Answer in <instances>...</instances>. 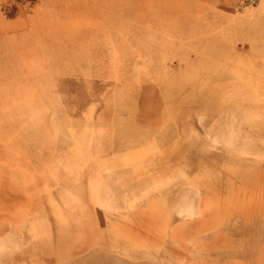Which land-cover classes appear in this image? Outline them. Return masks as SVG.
Segmentation results:
<instances>
[{
  "label": "rangeland",
  "instance_id": "obj_1",
  "mask_svg": "<svg viewBox=\"0 0 264 264\" xmlns=\"http://www.w3.org/2000/svg\"><path fill=\"white\" fill-rule=\"evenodd\" d=\"M258 223L264 0H0V264H257Z\"/></svg>",
  "mask_w": 264,
  "mask_h": 264
},
{
  "label": "bare ground",
  "instance_id": "obj_2",
  "mask_svg": "<svg viewBox=\"0 0 264 264\" xmlns=\"http://www.w3.org/2000/svg\"><path fill=\"white\" fill-rule=\"evenodd\" d=\"M247 120H248V119H247ZM250 122H251V121H250ZM141 166H142V165H141ZM140 169L142 170V168H140ZM160 170H162V169H160ZM158 174H159V173H158ZM151 181H152V180H151ZM195 181H196V180H195ZM235 181H236V180H235ZM257 182H258V181H257ZM154 183H156V182H154ZM157 185H159V184H157ZM237 185H238V184H237ZM251 185H252V184H251ZM254 186H255V185H254ZM254 186H253V187H254ZM256 187H257V184H256ZM162 188H163V186H162ZM196 188H197V187H196ZM196 188H194V187H192V186H190V185H189V186H183L182 188H180V189H181V190H179L180 192H177V193L179 194V199H180V201H181L180 203H181V204H185V209H184V210H185L186 212H188V215H190L189 217H191V215H192V218H191V219H192L193 221L196 220V219H198L199 217H201V215H202V218H204L203 214H202V213L200 214V212H201V208H202V207H200V201H201L200 196H199V193H200V192H197V191H196ZM208 188H209V187H208ZM210 188H211V187H210ZM141 189H142V188H141ZM148 189H149V188H148ZM201 189H202V188H201ZM255 189H256V188H255ZM139 190H140V189H139ZM209 190H210V189H209ZM140 191H143V189L140 190ZM146 191H148V190L146 189ZM239 191H240V190H239ZM255 191H256V190H255ZM143 192H145V191H143ZM143 192H141V193H143ZM148 193H149V191H148ZM151 194H152V193H151ZM254 194H256V192H255ZM136 195L138 196L139 193H138V194L135 193V196H136ZM140 195H142V194H140ZM144 196H145V195H144ZM151 196H152V195H151ZM141 197L143 198V196H141ZM148 197H149V196H148ZM176 197H177V196H176ZM136 198H139V197H136ZM150 198H151V197H150ZM177 198H178V197H177ZM177 198H176V199H177ZM204 198H206V196H205ZM204 198H203V199H204ZM208 198H209V197H207V199H208ZM148 199H149V198H148ZM136 200H138V199H134L135 202H136ZM143 200H144V199H143ZM139 201H140V199H139ZM177 201H178V199H177ZM203 201H204L203 203H205L207 200H206V201L203 200ZM208 201H209V199H208ZM230 201H231V200H230ZM232 201H233V200H232ZM143 202H144V201H142V203H143ZM136 203H137V202H136ZM136 203H134V204H136ZM178 203H179V202H178ZM210 203H211V202H210ZM212 203H213V202H212ZM212 203H211V204H212ZM144 204H145V202H144ZM176 204H177V203H176ZM139 205H140V204H139ZM208 205H210V204H208ZM176 206H177V205H176ZM205 206H207V205H205ZM205 206H204V207H205ZM214 206H215V205H214ZM178 207L181 208V205L178 206ZM178 207H176V208L178 209ZM182 207H184V205H182ZM160 208H161V207H160ZM180 208H179V211H180ZM205 208H206V207H205ZM147 209H148V208H147ZM182 209H183V208H182ZM141 210H142V209H141ZM148 210H149V209H148ZM148 210H142V211H143V212H144V211H147V212H148ZM173 211H174V210H173ZM177 211H178V210H177ZM179 211H178V212H179ZM181 211H182V210H181ZM133 212H134V211H133ZM143 212H142V214L145 213V212H144V213H143ZM163 212H164V211H163ZM183 212H184V211H183ZM202 212H203V211H202ZM149 214H151V213L149 212ZM163 214H164V213H163ZM175 214H176V212H175ZM177 214H178V213H177ZM184 214H185L186 217H187V214H186V213H183V215H184ZM204 214H205V212H204ZM223 214H224V213H223ZM129 215H130V213H129ZM131 215H132V214H131ZM159 215L161 216V214H159ZM159 215H158V217L160 218ZM179 215H180V214H179ZM195 215H196V217H193V216H195ZM142 216H144V215H142ZM145 216H147V215H145ZM145 216H144V217H145ZM149 216H150V215H149ZM151 216L153 217V215H151ZM151 216H150V218H151ZM163 216H165V218H166L167 215H163ZM163 216H162V217H163ZM210 216H211V215H210ZM210 216L208 217V221H207V219L203 220V224H202V225H203L205 228H206L205 225H207V224H206V221H207V223H208L209 221L211 222V219H214V218H212V217H214V215H213L212 217H210ZM186 217H184V218H186ZM150 218H149V219H150ZM154 218H156V217H154ZM184 218H183V219H184ZM209 218H211V219H209ZM143 219H144V218H143ZM145 219L149 220L148 217L145 218ZM145 219H144V220H145ZM151 219H152V218H151ZM167 219H168V218H167ZM187 219H188V218H187ZM199 219H200V218H199ZM138 220H139V219H138ZM153 220L155 221V219H153ZM153 220H152V221H153ZM161 220H162V219H161ZM161 220H160V222H162ZM140 221H141V220H140ZM145 221H146V220H145ZM152 221H150V225H151ZM182 221H183V220H182ZM200 221H201V220H200ZM200 221H199V224L197 223L198 220H197V222H193V223H192V225L194 224L193 227H194L196 224L199 225V226H197V227L199 228V231H198V232H202V231H200V230L204 228V227H203V228L200 227V225H201V224H200V223H201ZM204 221H205V225H204ZM141 222H142V221H141ZM141 222H140V223H141ZM155 222H156V224H158L159 221H158V222L155 221ZM155 222H154V223H155ZM167 222H168V221H167ZM167 222H166V223H167ZM185 222H186V221H185ZM210 222H209V224H210ZM154 223H153V224H154ZM186 223H187V222H186ZM136 224H137V223H136ZM138 224H139V223H138ZM146 224H147V223H146ZM156 224H154V225L157 226ZM161 224H164V225H165V223H161ZM168 224H169V222H168ZM190 224H191V223H190ZM212 224H213V223H212ZM128 225H129V224H128ZM134 225H135V224H133V226H134ZM170 225H171V224H170ZM170 225H169V226H170ZM125 226H127V225H125ZM131 226H132V225H130V227H131ZM133 226H132V227H133ZM143 226H144V225H143ZM159 226H162V225L159 224L158 227H159ZM166 226H167V225H165V227H166ZM207 226H208V225H207ZM209 226H210V225H209ZM209 226L207 227V230H208ZM138 227H139V225H138ZM150 227H153V225H151ZM167 227H168V226H167ZM179 227H181V225H180V226H177V228H179ZM197 227H196V228H197ZM210 227H211V226H210ZM135 228L137 229V225H136ZM148 228H149V227H148ZM148 228H147V229H148ZM153 228H154V227H153ZM177 228H176V229H177ZM186 228H187V226H186ZM205 228H204V229H205ZM212 228H213V226H212ZM130 229H131V233H134V232H132V231H135V230H134V229L132 230V228H130ZM144 229H145V228H144ZM158 229H161V228L159 227ZM162 229H163V228H162ZM191 229H192V227H191ZM209 229H210V228H209ZM128 230H129V228H128ZM177 230H180V229H177ZM184 230H185V229H184ZM211 230H212V229H211ZM211 230H209V231H211ZM129 231H130V230H129ZM138 231H142V229L139 228ZM138 231H136V232H138ZM158 231H159V230H158ZM163 231H164V229H163ZM163 231H161L160 234H162ZM165 231H166V229H165ZM165 231H164V232H165ZM167 231H168V230H167ZM167 231H166V232H167ZM172 231H173V230H172ZM174 231H175V229H174ZM174 231H173L172 233H176V232H174ZM196 231H197V230H196ZM209 231H208V232H209ZM256 231H257V230H256ZM127 232H128V231L124 232L125 235L127 234ZM146 232L149 233V231H146ZM151 232H152V231H151ZM155 232H157V229H156ZM159 232H160V231H159ZM164 232H163V233H164ZM204 232H207V231H203V233H204ZM213 232H214V231H213ZM141 233H142V232H141ZM148 233H147V234H148ZM128 234H130V233H128ZM144 234H145V232H143V236H144V237H142V239H144L145 237L147 238V234H146V236H145ZM166 234H167V233H166ZM166 234H165V235H166ZM199 234H200V233H199ZM137 235H140V234L138 233ZM137 235L135 234L136 237H137ZM173 235H174V234H173ZM130 236H132V234H131ZM140 236H142V235H140ZM149 236H151L150 233H149ZM149 236H148V237H149ZM152 236L154 237L153 234H152ZM152 236H151V237H152ZM132 237H134V234H133ZM158 237H159V235L157 234V239H158ZM138 238H139V237H138ZM138 238H137V239H138ZM146 238H145V239H146ZM155 238H156V237H154L153 239H155ZM139 239L142 240L141 238H139ZM145 239H144V240H145ZM144 240H143V241H144ZM146 240H147V239H146ZM146 240H145V241H146Z\"/></svg>",
  "mask_w": 264,
  "mask_h": 264
},
{
  "label": "crops",
  "instance_id": "obj_3",
  "mask_svg": "<svg viewBox=\"0 0 264 264\" xmlns=\"http://www.w3.org/2000/svg\"><path fill=\"white\" fill-rule=\"evenodd\" d=\"M258 225H263V223H258ZM264 226V225H263ZM263 236V235H260ZM257 264H264V257L261 255V251H257Z\"/></svg>",
  "mask_w": 264,
  "mask_h": 264
},
{
  "label": "built area",
  "instance_id": "obj_4",
  "mask_svg": "<svg viewBox=\"0 0 264 264\" xmlns=\"http://www.w3.org/2000/svg\"><path fill=\"white\" fill-rule=\"evenodd\" d=\"M243 4H254L257 3L259 0H241Z\"/></svg>",
  "mask_w": 264,
  "mask_h": 264
}]
</instances>
